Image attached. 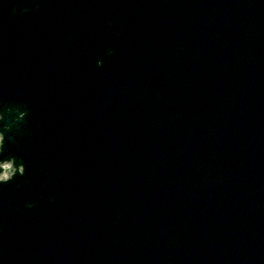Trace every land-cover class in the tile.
Wrapping results in <instances>:
<instances>
[{
    "label": "water",
    "instance_id": "1",
    "mask_svg": "<svg viewBox=\"0 0 264 264\" xmlns=\"http://www.w3.org/2000/svg\"><path fill=\"white\" fill-rule=\"evenodd\" d=\"M6 106L0 264H264V0H0Z\"/></svg>",
    "mask_w": 264,
    "mask_h": 264
}]
</instances>
